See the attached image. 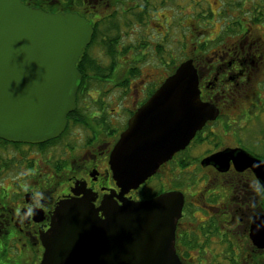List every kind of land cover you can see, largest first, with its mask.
<instances>
[{
  "label": "flooded vegetation",
  "instance_id": "flooded-vegetation-1",
  "mask_svg": "<svg viewBox=\"0 0 264 264\" xmlns=\"http://www.w3.org/2000/svg\"><path fill=\"white\" fill-rule=\"evenodd\" d=\"M22 2L90 21L94 33L84 52L95 49L94 57L89 53L94 63L112 67L108 85L126 83L135 99L119 128L113 122L120 109L109 108L107 93L97 88L77 93L59 137L39 144L0 139V264H40L42 236L56 207L84 190L96 207L110 194L122 203L179 190L185 203L175 252L183 264H264V179L257 165L233 155L227 166L203 164L214 154L239 150L264 163V3L256 9L251 0L240 6L231 0ZM212 22L219 28L208 33ZM113 31L120 34L115 41L107 39ZM188 60L197 71L201 100L217 117L138 189L118 197L121 189L110 165L115 144L135 112ZM146 66L167 73L158 82ZM117 68H122L119 76Z\"/></svg>",
  "mask_w": 264,
  "mask_h": 264
},
{
  "label": "water",
  "instance_id": "water-1",
  "mask_svg": "<svg viewBox=\"0 0 264 264\" xmlns=\"http://www.w3.org/2000/svg\"><path fill=\"white\" fill-rule=\"evenodd\" d=\"M93 33L76 13L0 0V139L39 144L64 132L83 77L77 64ZM216 117L201 100L192 61L183 62L135 112L111 152L118 197L138 189ZM231 155L257 165L264 179V163L245 150L220 152L203 164L227 166ZM82 193L56 207L40 264H183L175 252L181 191L122 203L110 194L99 207L88 190Z\"/></svg>",
  "mask_w": 264,
  "mask_h": 264
},
{
  "label": "rangeland",
  "instance_id": "rangeland-1",
  "mask_svg": "<svg viewBox=\"0 0 264 264\" xmlns=\"http://www.w3.org/2000/svg\"><path fill=\"white\" fill-rule=\"evenodd\" d=\"M233 1H239V0H232ZM250 6L248 7H251V4H249ZM246 6V8H248ZM246 8L244 9H241V10H236V13H240L244 10H246ZM215 9V8H214ZM133 19V22H135V18H131ZM131 19H128V21H130ZM214 26H210V24L208 25V33L210 31H212L213 29H218L219 28V23H216V22H212ZM120 36V34L116 33L115 31L111 32L109 37H107V39L109 38V40L111 41H115L116 39H118ZM125 38H128V36H124V35H121ZM126 40V39H125ZM124 40V41H125ZM109 42L107 43H104V45L107 47H110L108 46ZM123 45H124V42H123ZM118 47L120 48L121 47V43H119ZM104 47L100 46L99 49L101 51H103ZM95 54V49H90V54L94 57V55L92 53ZM106 52V51H105ZM98 55V54H96ZM119 69V71L117 72V76L120 75V71L122 68H117ZM150 70V71H153L152 73H154V77L156 81L160 80V78H162L163 76L166 75L167 71L164 67H156V66H146L143 68V70ZM160 82V81H158ZM109 83L108 82H99V81H95L93 80L92 83H91V89L90 91L91 92H94L97 90V88H99L101 90V92H106L107 94H105L106 96H108L109 100L111 101V105H109V108H116L117 110L120 109V115H118L117 113H114V111H112V113H114V116L117 117L115 118L114 120V126L119 128L120 125H121V120L126 117V113H127V109L129 107H132V103L134 105V99H135V94L132 93V91H129L128 88L127 90L126 87H123V86H120V84H112L111 86L108 85ZM118 118L120 120H118Z\"/></svg>",
  "mask_w": 264,
  "mask_h": 264
},
{
  "label": "trees",
  "instance_id": "trees-1",
  "mask_svg": "<svg viewBox=\"0 0 264 264\" xmlns=\"http://www.w3.org/2000/svg\"><path fill=\"white\" fill-rule=\"evenodd\" d=\"M232 1V0H231ZM243 0H239L237 3L232 5L240 6L241 2ZM254 2V5L257 9V7L261 6L264 1L263 0H251ZM109 45V44H108ZM110 46V45H109ZM110 54H113V51H109ZM96 60V59H95ZM96 63V62H95ZM93 58L90 56L88 51H85L83 54V57L80 59V61L77 64L78 70L82 74V80L79 83V96L81 94H85L87 92H90L91 83L93 80L99 81V82H106V78L111 76L112 67L110 66H102L101 64H95ZM138 69L132 68L131 71L136 73ZM131 72V74L133 73ZM132 76H135L132 74ZM120 86L127 87L126 83L120 84ZM2 143L7 144L6 141L2 140Z\"/></svg>",
  "mask_w": 264,
  "mask_h": 264
},
{
  "label": "clouds",
  "instance_id": "clouds-1",
  "mask_svg": "<svg viewBox=\"0 0 264 264\" xmlns=\"http://www.w3.org/2000/svg\"><path fill=\"white\" fill-rule=\"evenodd\" d=\"M37 203H38V201H37ZM31 211H32V209H31V208H29V214L31 213Z\"/></svg>",
  "mask_w": 264,
  "mask_h": 264
}]
</instances>
